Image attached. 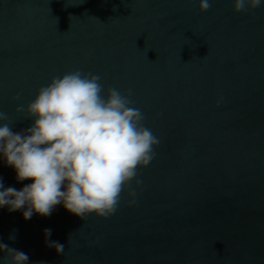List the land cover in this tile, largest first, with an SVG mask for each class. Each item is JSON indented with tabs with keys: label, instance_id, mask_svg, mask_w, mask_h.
Masks as SVG:
<instances>
[{
	"label": "water",
	"instance_id": "95a60500",
	"mask_svg": "<svg viewBox=\"0 0 264 264\" xmlns=\"http://www.w3.org/2000/svg\"><path fill=\"white\" fill-rule=\"evenodd\" d=\"M234 2L0 0V125L26 131L39 89L80 71L105 99L127 95L159 140L113 215L61 204L26 221L4 207L0 243L27 264H264V0ZM16 177L0 154L5 189L34 183ZM0 264H12L2 251Z\"/></svg>",
	"mask_w": 264,
	"mask_h": 264
},
{
	"label": "clouds",
	"instance_id": "9594fccd",
	"mask_svg": "<svg viewBox=\"0 0 264 264\" xmlns=\"http://www.w3.org/2000/svg\"><path fill=\"white\" fill-rule=\"evenodd\" d=\"M261 3L235 0L234 11L255 10ZM209 8L210 0H200L202 13ZM100 80L80 71L53 78L27 107V118L35 119L30 128L14 133L9 123L0 125V154L14 167L18 181H34L17 190L5 189L0 180V208L7 207L10 213L26 209V221L34 213L48 217L61 204L84 220L92 214L106 218L116 212L138 167L154 159L159 140L143 126L141 110L131 106L127 95L109 88L105 99ZM19 99V95L14 98ZM16 111L23 112V106ZM6 119L0 113V121ZM50 236L51 229H45L47 246L63 254L64 245L50 241ZM0 251L12 264H27L29 259L4 243Z\"/></svg>",
	"mask_w": 264,
	"mask_h": 264
}]
</instances>
